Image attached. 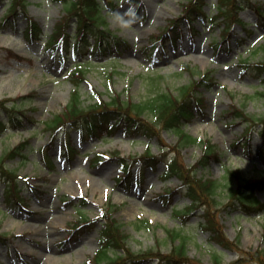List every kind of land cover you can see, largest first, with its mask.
I'll use <instances>...</instances> for the list:
<instances>
[{"label":"rangeland","instance_id":"1","mask_svg":"<svg viewBox=\"0 0 264 264\" xmlns=\"http://www.w3.org/2000/svg\"><path fill=\"white\" fill-rule=\"evenodd\" d=\"M27 1V15L38 23L39 32L34 38L25 37L24 31L29 29L28 17L23 12L18 14L14 28L0 26V101L17 97L13 101L7 100L5 105L14 103L26 109L36 121L27 119L21 130L10 127L0 134V158L30 138L27 160L20 163V158H10L6 166L29 178L37 190L35 194L31 193L20 181L28 209L7 208L0 181V230L7 236L4 242L0 241V264H87L88 258L99 247L101 218L109 202L114 204V216L128 235L127 246L139 255L137 259L141 264H156L154 255L145 254L149 249L164 254L175 249L180 238H170L169 230L173 228L181 229L187 235V259L180 264H211L214 254L223 264H230L239 256L244 260L237 264H258L251 255L257 250L264 251V214L249 215L237 208H228V188L233 181L230 179L226 184L223 175L225 168H230L239 169L246 177L264 176V160L259 153L264 138L255 133L251 152L246 154L244 140L237 144L243 125L228 113L233 103L256 116L264 113V96L261 94L264 82L252 74H242L238 64L242 58L263 59L264 27L257 23L264 17L260 14L264 10L252 5L257 3L264 7V0H249L251 7L239 12L242 22L231 26L230 36L226 39L222 19L210 20V17L205 24L196 22L194 32L184 24L180 35L176 39L170 38L163 46L155 34L150 36L149 33L168 29L173 18L184 14V6L189 0H115L113 10L108 16L106 14L108 24L105 28L126 39L128 45L121 44L119 52L113 54L114 59H109L110 55H77L68 51L65 43L56 45L57 52L53 54L46 42L67 13L61 3ZM217 3L218 0H205L202 10L212 16L217 13ZM8 7V0H2L0 22ZM130 7L137 13V22L131 28H123L112 14H123ZM74 21L73 18L70 24H66L68 32L73 35L70 37L72 43L77 41ZM246 29L251 31L250 35H246ZM78 63L85 68V78L78 86L84 106L97 101L99 94L104 101L119 93L122 99L134 102L166 88L177 94L183 85L198 79L207 70L212 72L213 86L200 87L204 99L202 111L185 125V129L194 137L210 139L220 148L221 160L199 167L197 173L200 176L206 173L222 182L217 191L222 204L215 213L221 219L219 223L228 239L234 241L232 247L221 248L209 240L210 232L202 226L204 217L200 206L192 209L187 218L177 215L176 211L186 210L191 202L183 190L173 193L172 198L158 196L164 189L171 190L180 183L176 176L160 179L163 178L164 162L145 169L136 164L128 190L115 184L123 168L113 155L115 150H120L121 156L125 157H138L148 148L159 153L171 149L178 141L175 131L160 129L161 143L157 137L149 139L126 133L121 127L101 136H83L77 127H69L68 140L77 151L73 157L63 156V135L51 141L44 122L61 112L69 102L75 87L71 73ZM155 76L158 77L156 82L150 78ZM151 83L157 88H152ZM2 111L0 117L10 116L4 109ZM49 142L47 157L52 161L51 165L44 162L40 150ZM179 151L185 165H192L201 156V143L182 145ZM173 154L169 153L170 156ZM256 196L264 201V190L257 191ZM83 198L88 200L85 209L79 206ZM53 215L58 216L57 232L52 235L55 241L45 248L42 234L35 233L37 227L31 224L42 226ZM83 215L97 221L90 228L71 235L69 223ZM144 219L149 222L147 226L141 221ZM41 252H49L53 261L46 262L41 258Z\"/></svg>","mask_w":264,"mask_h":264},{"label":"trees","instance_id":"2","mask_svg":"<svg viewBox=\"0 0 264 264\" xmlns=\"http://www.w3.org/2000/svg\"><path fill=\"white\" fill-rule=\"evenodd\" d=\"M14 2L10 14L5 19L8 20L11 16L15 19L18 12V6H21L24 12H26L27 0H12ZM62 1L64 7L67 10L69 16H75L78 24L77 36L78 40L75 43V50L83 51L89 47V36H94L96 43L93 45L91 54L101 53L104 55L112 54L111 49L114 46H119L120 41L118 37L110 39L112 34L110 30L99 29L101 24H107L104 14L102 13L103 7H107L111 4L112 0H54ZM205 0H189L185 4L184 15L181 19H191L196 15H201L202 5ZM249 2L247 0H218L217 9L219 14L223 16L226 21V29L230 28V24L240 21L238 18L239 11L246 7ZM260 8H263L260 6ZM28 29L26 35L32 37L34 31L38 30L35 21L28 17ZM179 18H175L176 24ZM15 20L12 21L14 23ZM67 18L58 22L56 32L51 36L48 46L53 47L61 39L65 42H69V33H66V24H68ZM174 23L173 26H176ZM225 29V30H226ZM225 33V31H224ZM226 34V33H225ZM168 32H163L159 35L161 42L164 43ZM70 44V43H69ZM264 48V47H263ZM239 65L241 66L243 74H252L259 77L264 82V56L260 61H251L249 58L240 59ZM211 71L207 70L198 79L192 80L190 83L181 87L180 92L174 94L170 89H161L158 92L149 94L145 99L138 102H134L130 99L124 100L121 98V94H116L110 101H104L100 97L97 101L84 106L82 105L81 94L78 87L72 92L71 99L67 105L63 107V110L54 115L50 120L46 122L47 127L51 128L53 132L57 131L59 127L67 124H74L80 121V126H86L89 131L97 130L101 128L102 122L98 116L108 115L109 118H115L120 123L125 122L129 127V132L144 134L151 138L157 136L158 140L163 143L160 135V129L173 130L178 134L177 143L172 146L173 155L167 160L168 174H177L182 178L183 185L179 188L184 189L185 194L192 198V206H203L204 213V226L210 230L211 240L219 243L224 247H230L233 242L228 240L222 231V227L219 224V220L216 217V206L220 204L218 200L217 191L222 183L218 178L208 176L206 174L198 175L197 170L200 166L205 167L210 164L212 160L220 159V150L217 144L211 142L210 139H200L191 135L186 129L185 125L193 120L197 111H201L204 106V99L201 95L200 87L203 85H211L212 77H210ZM85 76V68H81L80 64L76 65L75 70L72 73V80L77 85ZM152 80L157 81L158 77H150ZM161 78V76H160ZM151 87L157 88L155 83H151ZM264 96V92L261 93ZM4 105L0 102V106ZM6 108V107H3ZM17 110V109H14ZM23 112V110H21ZM20 111V112H21ZM147 112V113H146ZM1 113V111H0ZM108 113V114H107ZM228 113L233 118H238L246 126V132L244 135L257 126L259 123H264V113L260 116L248 114L245 110L236 105H231ZM152 114V116H151ZM149 115V116H148ZM148 116V117H147ZM150 117V118H149ZM2 122L0 120V129L2 128ZM4 127V126H3ZM264 133V128H262ZM199 142L202 147V155L198 158L195 164L186 166L183 160L180 158L179 147L185 144ZM27 141L20 143L19 146L8 150L0 159V170H4V161L8 157H15L16 155H23L24 146ZM117 153V152H116ZM118 154V153H117ZM161 158L164 159L166 153H163ZM163 156V157H162ZM119 159L124 164L123 175L118 178V185L128 186L131 182V165L129 161H135L132 157ZM139 160L145 164V166H153L158 160V157L147 152L142 155ZM5 171V170H4ZM7 176V182L13 181V187H17L15 179L11 177L14 175L9 171H5ZM230 176L236 183L229 188V203L238 204L247 212H264V202L260 201L255 191L264 187V177H244L240 171L236 169H227L224 174V179ZM11 183V182H10ZM12 188L11 191H15ZM179 189V190H180ZM173 191L169 192L172 193ZM7 198L10 200V192L6 191ZM16 202H20L17 191L13 192ZM163 193L161 196H165ZM12 195V197H14ZM85 204V203H83ZM254 209V210H253ZM108 215L104 217L103 227L101 229V248L94 257L89 261V264H99L102 259L108 258L107 264H137V255L127 246L128 235L122 230L121 225L112 216L113 210L109 207ZM186 213V212H184ZM144 224L147 221L142 220ZM90 222V221H88ZM140 226V224H138ZM170 236L173 240L180 238L181 241L175 246V249L164 254L160 251L154 252L152 249L146 251V255H154L158 260L157 264H179L181 261L187 259L186 246L187 238L179 230H170ZM1 237V235H0ZM109 250L114 251V255L107 254ZM119 251V252H118ZM102 252V255L100 256ZM253 260L258 264H264V251L257 250L255 254L251 255ZM213 264H223L217 254L213 257ZM244 258H239L235 262L230 264H237L243 261ZM199 263V262H197Z\"/></svg>","mask_w":264,"mask_h":264},{"label":"bare ground","instance_id":"3","mask_svg":"<svg viewBox=\"0 0 264 264\" xmlns=\"http://www.w3.org/2000/svg\"><path fill=\"white\" fill-rule=\"evenodd\" d=\"M57 218H58L57 215H53L52 218L46 224H43L42 226H39V227L36 224H31L32 226L37 227L35 230V233H41L42 234L43 239H44V247L45 248H49L51 245L50 242L55 241V238H54V236L52 237V235L55 232H57V228H58L57 224H56ZM50 227H55L56 229L55 230L54 229H47ZM40 256L42 259H46V261H50L53 258L49 252H45V253L41 252Z\"/></svg>","mask_w":264,"mask_h":264},{"label":"clouds","instance_id":"4","mask_svg":"<svg viewBox=\"0 0 264 264\" xmlns=\"http://www.w3.org/2000/svg\"><path fill=\"white\" fill-rule=\"evenodd\" d=\"M112 16L123 28H131L138 19L137 13L131 7L123 14L116 12L113 13Z\"/></svg>","mask_w":264,"mask_h":264}]
</instances>
